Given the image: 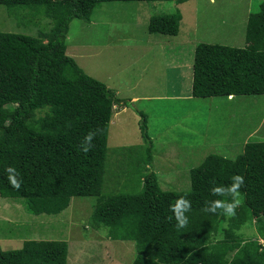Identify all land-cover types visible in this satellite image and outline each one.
Segmentation results:
<instances>
[{
  "label": "trees",
  "instance_id": "1",
  "mask_svg": "<svg viewBox=\"0 0 264 264\" xmlns=\"http://www.w3.org/2000/svg\"><path fill=\"white\" fill-rule=\"evenodd\" d=\"M166 1L190 0H0L10 18L27 26H39L43 20L50 24L37 37L0 33V198L22 199L35 215L40 212L30 199L95 198L97 208L102 207L105 218L115 226L136 209L142 232L151 234L155 242L139 246L138 263L149 262L152 256V264H264V142L246 144L234 161L209 157L192 171L190 192L163 191L151 171L154 145L147 117L139 112L144 145L127 152L142 153L138 164L146 174L137 182L141 190L103 197L114 108L126 102L67 55L70 24L74 20L90 23L104 3ZM255 1L259 12L249 17L246 47L252 51L210 44L196 47L193 98L264 95V0ZM90 133L89 143L85 138ZM235 175L244 177L240 192L245 202L232 217L217 209L220 241L184 240L170 206L180 197L191 201V210H202L206 202H231V196L212 195L211 189L231 184ZM10 177L16 179L18 188ZM37 205L44 211L49 208ZM247 224L256 228L250 237L255 239L242 243L248 238L241 233ZM68 255V244L63 241H26L22 249L10 252L0 246V264H68Z\"/></svg>",
  "mask_w": 264,
  "mask_h": 264
},
{
  "label": "rangeland",
  "instance_id": "2",
  "mask_svg": "<svg viewBox=\"0 0 264 264\" xmlns=\"http://www.w3.org/2000/svg\"><path fill=\"white\" fill-rule=\"evenodd\" d=\"M213 1L104 3L95 10L90 23L74 20L70 24L67 55L74 58L88 76L115 84L122 91L121 96H117L120 100L134 95L162 97L136 105L125 100L127 109L120 113V123L115 119L111 123L107 156L109 177L105 180L104 198L133 195L141 190L137 182L146 174L138 164L142 153L127 152L144 145L139 112L147 117L157 162L151 171L154 168L159 172L157 176L163 191H192L187 170L202 167L210 154L235 160L242 154L244 143L264 142V95L237 97L234 102L226 97L169 99L173 92L191 95L197 45L252 51L246 48L249 46L248 21L252 13L259 12V2ZM165 16L175 17L165 19L171 21L167 29L173 36L149 34L152 28L165 29L160 21L153 27L150 23L153 18ZM49 28L48 20H43L39 26H27L10 18L7 9L0 6V33L37 37L41 29ZM255 49L259 51L260 47ZM191 143L203 144L191 155L188 147ZM230 144L234 148H228ZM160 160H163L161 165ZM179 168H182L180 174L176 173ZM227 184L222 187L230 185ZM30 200L48 204L49 208L45 212L32 202L40 212L35 215L28 211L22 199L0 198V246L4 252L20 250L26 241H63L69 248L68 264H152V256L149 262H137L139 246L155 242L151 234L142 232L141 216L136 209L122 225L115 226L105 218L103 208H97L99 200L95 198ZM58 200L61 202L55 204ZM244 202L245 195L241 194V204ZM185 215L188 224L180 229L184 240L206 244L220 241V214L190 210ZM241 233L248 237L241 240L245 243L255 239L250 237L255 235L256 228L247 224ZM149 253L152 254V250Z\"/></svg>",
  "mask_w": 264,
  "mask_h": 264
},
{
  "label": "clouds",
  "instance_id": "3",
  "mask_svg": "<svg viewBox=\"0 0 264 264\" xmlns=\"http://www.w3.org/2000/svg\"><path fill=\"white\" fill-rule=\"evenodd\" d=\"M89 143L93 139V134L90 133L85 138ZM87 151V149H85ZM9 172H13L14 169L9 168ZM11 183L15 187H19L16 179L14 177H10ZM244 184V177L240 175H235L232 177V183L226 187H216L211 189L212 195H229L231 196V202L228 201H211L206 202L205 207L202 209L204 212H211L215 214L217 209H223V213L226 216L232 217L235 216L236 209L241 204V192L240 188ZM191 201L180 197L176 200V202L170 206V211L174 214L176 219V227L178 229L185 228L188 224V217L185 215L186 212L191 210ZM171 219V217H170Z\"/></svg>",
  "mask_w": 264,
  "mask_h": 264
},
{
  "label": "crops",
  "instance_id": "4",
  "mask_svg": "<svg viewBox=\"0 0 264 264\" xmlns=\"http://www.w3.org/2000/svg\"><path fill=\"white\" fill-rule=\"evenodd\" d=\"M192 1H196V0H190V1H177V2H184V3H188V2H192ZM212 2H214L213 0H211ZM170 18H175V17H173V16H165V17H156V18H153L151 21H150V23H151V25H152V27H153V24L154 23H157L158 21H160V22H162L161 24H162V28L163 27H165V29L163 28V29H159V31H155V30H153V28L151 29V31H150V29L148 30L149 32V34H152L153 33V35H158V34H160V35H166V36H169V34L171 35V36H173L172 34L173 33H171V32H169V30L167 29L168 27H169V25L171 24V21H166V20H168V19H170ZM166 19V20H165ZM155 32V33H154ZM150 41L149 40H147V43H149ZM198 46V45H197ZM196 46V47H197ZM248 46V45H247ZM196 47H195V49H196ZM95 56H96V54H94ZM97 80V79H96ZM105 83V82H104ZM106 85H107V87L109 88V89H111V90H113V91H116V96H121V93H122V91H121V89L120 88H118L115 84H107V83H105ZM192 86H193V83H192ZM192 86H191V95L190 96H181V93H182V91H180V92H173V96L172 97H170L169 99H176V100H170V101H179V100H181V99H184V100H192L191 98H192ZM161 98L162 97H158V98H153V97H150V96H146V97H141V96H137V95H134V96H132L131 98H128V99H126V98H122V99H124V100H122V101H124L125 102V100H126V102L128 101V102H130V103H132L133 105H136V104H138V103H140V102H150V101H156V100H154V99H158V100H161ZM164 98H166V97H164ZM236 98L237 97H233V96H231L230 98H227L229 101H231V102H234L235 100H236ZM120 99V98H119ZM198 99V98H197ZM120 109H122L121 110V112H120ZM126 109H127V107H126V104L125 103H121V104H119V105H117V106H115V108H114V111L116 110L117 111V113L116 114H114V117H113V120H112V123H114V119H115V122L116 123H120V121H121V115L122 114H120V113H124L125 111H126ZM202 144L203 143H191L190 145H188V147H189V150L190 151H192L190 154L192 155V154H195L193 151H196V152H198V150H199V148H201V147H199L198 149H197V147L198 146H202ZM246 144H248V143H244V148H245V146H246ZM228 148H234L233 147V145H229V147ZM243 148V149H244ZM243 152H244V150H243ZM243 152H242V154H243ZM241 155V154H240ZM239 155V156H240ZM155 156V155H154ZM211 156H216V157H219V158H222V159H224V160H226V159H228V158H225V156H222V155H220V154H210V155H208L207 156V158L206 159H208L209 157H211ZM238 156V157H239ZM237 157V158H238ZM236 158V159H237ZM205 159V160H206ZM235 159V160H236ZM228 160H230V159H228ZM207 161V160H206ZM232 161H234V160H232ZM163 163V160H160V165ZM153 165L154 166H157V162H156V158H154V163H153ZM203 166V165H202ZM180 167V166H179ZM199 168H201V167H198V168H194L193 170H191V168H188V174H190L189 176H190V183H191V185H190V187L192 188V177H191V172L192 171H194V170H196V169H199ZM153 171H154V168H153ZM181 171H182V168H179V169H177V172L176 173H181ZM185 171V170H184ZM154 173L156 174V175H159V172H156V171H154Z\"/></svg>",
  "mask_w": 264,
  "mask_h": 264
}]
</instances>
